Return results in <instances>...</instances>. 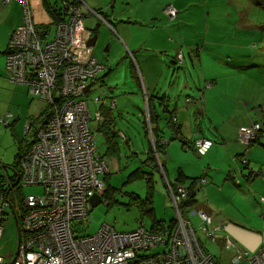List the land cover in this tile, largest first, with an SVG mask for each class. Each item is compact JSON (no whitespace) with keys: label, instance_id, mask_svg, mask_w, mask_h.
I'll return each instance as SVG.
<instances>
[{"label":"crops","instance_id":"1","mask_svg":"<svg viewBox=\"0 0 264 264\" xmlns=\"http://www.w3.org/2000/svg\"><path fill=\"white\" fill-rule=\"evenodd\" d=\"M30 2L37 26L43 28L51 24L53 20L45 1ZM47 2L50 6L62 4V0ZM215 3L217 0H83L84 29L99 35L94 56L106 66L101 80L108 69L112 74L121 66H127L126 71L129 68L133 76L139 74L138 81L127 84L125 89L114 87L111 90L114 98L95 107L103 111L112 108L114 103L113 113H118L125 122L130 102L135 105L140 101L146 104L147 114H150L143 126L151 137V150L140 153L133 138L138 131L122 128L115 118L111 126L113 140L103 137L106 151L101 155L109 170L111 167L120 169L123 158L127 159L130 153L134 157L146 155L141 162L130 159L127 165H138L136 170L151 177L153 207L158 191L162 190L163 195L167 191L169 197L168 183L191 187L196 192L195 207L213 217L221 237L229 236L242 248L257 250L264 240L261 202L264 198V52L234 49L237 47L234 36L231 39V35L223 31L236 26L220 14L213 17L208 5L215 6ZM169 4L178 10L173 20L165 14ZM201 7L207 31L203 36L198 32L194 34L196 29L191 25ZM91 11H101L114 23L112 28L103 21L105 26ZM89 15L93 23L86 25ZM23 21L20 3H0V128L10 127L16 137L25 135L27 123L39 117L46 106L44 101L30 94L27 85L12 83L6 75L10 36ZM212 27L218 31L213 35L210 34ZM198 43L203 45L202 49ZM180 51L185 61L183 67L177 69L175 57ZM171 73L182 76L173 81ZM3 117H6L5 123ZM172 117L178 119L176 125ZM254 123H261L263 131L260 140L246 151L238 139L239 131ZM199 138L214 142L205 155L184 147ZM155 141L166 144L165 150L157 153ZM111 147L114 150L109 153ZM243 158L248 159L247 165H243ZM158 165H162L163 171ZM157 171L164 174L166 181ZM148 195L147 192L146 197ZM154 212L156 218L165 223L164 227L175 221L174 215L162 217L155 208ZM192 217L198 224L200 219ZM221 252H224L222 248Z\"/></svg>","mask_w":264,"mask_h":264},{"label":"built area","instance_id":"2","mask_svg":"<svg viewBox=\"0 0 264 264\" xmlns=\"http://www.w3.org/2000/svg\"><path fill=\"white\" fill-rule=\"evenodd\" d=\"M69 1L63 3L67 19L56 23L53 30L37 26L30 0H0L2 4L19 2L24 13V21L11 33L7 48L8 79L27 85L30 94L53 111L22 156L21 174L16 175V184L22 189L42 186V195L22 196L19 210L14 203L18 201L17 192L12 193L16 191L14 186L10 183L5 189L0 183V241L10 221L15 222L19 237L16 253L0 254V264H264V240L257 250H248L229 236L221 237L213 217L203 209L185 211L181 203L189 189L179 184L167 185L177 216L162 232H151L143 223L128 232L103 224L96 233H88L94 208L91 198L100 195L103 201L107 184L102 176L108 174L109 166L95 141L97 133L103 136L99 131L104 121L102 111L96 107L92 111L91 90L87 92L86 88L101 76L105 65L94 56L89 44L92 34L83 26V0H78L80 5ZM91 14L112 28L100 13ZM165 14L173 20L178 10L169 4ZM175 63L183 65L182 51ZM99 101L105 103L98 97L92 99L94 105ZM94 120L95 129L91 126ZM177 120L172 118L175 124ZM262 131L261 123L240 129L238 139L246 151ZM25 132H30V124ZM213 144L210 139L199 138L184 147L205 155ZM242 163L247 165L249 161L243 158ZM158 166L163 171L162 165ZM261 202L264 204V198ZM192 216L200 219L198 224ZM203 238L232 252L229 262L213 256Z\"/></svg>","mask_w":264,"mask_h":264},{"label":"rangeland","instance_id":"3","mask_svg":"<svg viewBox=\"0 0 264 264\" xmlns=\"http://www.w3.org/2000/svg\"><path fill=\"white\" fill-rule=\"evenodd\" d=\"M215 4V6L212 4L208 5L212 8L211 10L213 12V17H217L220 14V17L228 18V23L236 26V28L234 27L229 31H223L231 35V39H233L232 36H234V44L237 45V47H234V49L242 52H248L251 49L264 52V7L260 5L259 0H217V3ZM203 11L204 8L201 7L196 16V21L191 23V25L195 26L196 29L194 34L198 32L202 36L207 34L206 17H204ZM205 12L207 13V8H205ZM92 18L93 17L89 15V17L85 19L86 25H91L93 23ZM104 25L107 26L106 24ZM239 27L243 28L241 29ZM217 32L218 31L214 30V28L212 27L210 34L213 35V33ZM198 44H200L199 47L200 49H202L203 45L201 43ZM240 45L242 46V49ZM101 50L102 53L105 54V47H103ZM126 67L127 66L118 67L117 70L112 74H109L108 69L105 76L100 82H94L91 93L89 95V99L91 101L90 107L93 112L96 110L95 105L92 102V99L94 97H98L104 100H110V98H114V95L111 93V90H114V87L119 86V88L125 89L127 84L138 81L139 74L137 73V75L133 76L129 72V68L126 71ZM170 76L172 80L175 81L182 75L177 76L171 73ZM35 99L39 100L37 98ZM125 114L128 115V119L125 122H122L123 118H121L118 113L113 115L114 118L118 119L117 121L120 122L122 128H133L138 131V133L135 134L133 138L135 140L134 143L136 144V148L140 153L151 150L152 148L150 149L149 144L151 141V137L147 136V133L144 130L143 126L146 120L148 121L146 104H141V102L139 101L134 105L133 102H130L129 109L125 111ZM91 126L95 129V127L97 126V122L95 120L92 121ZM19 137H16L12 134L10 127H6L3 125V127L0 128V183L1 186H3V188L5 189L9 188L10 180L15 177L16 171L18 170L17 157L19 153L22 152L21 149H19L20 142H22L23 146L21 147L23 150H25L27 147V143L26 141H24V134H19ZM26 138L28 140L27 142L31 141L30 135L26 136ZM95 141L98 146L99 153L105 155V140L103 136L97 133ZM26 152H24L23 155ZM145 158L146 155L134 157V155L130 153V156L127 159L123 158L120 169H113L111 167L107 174L108 197L93 208L89 219V234L96 233L100 226L103 224L111 225L117 231L121 232L133 231L139 227L142 213L140 212L136 199L132 195L136 194L138 197H146L147 182L146 178H135V170L136 168H138V165H132V163H130L129 165L127 164L130 159L132 161L137 160L141 162ZM124 160L126 161L125 165ZM157 174L163 181H166V177H164V175L162 176L158 171ZM102 177L105 178V176ZM12 193H16L18 201L15 200L14 203L16 204L15 206L19 210H21L22 203L20 201V198L22 196L27 197L30 195L40 196L43 193V187L25 186L23 189L20 187H16V191ZM169 198L170 197L167 196V191L165 195H163L162 190L158 191L155 200L153 201L154 208L156 209V213H158L162 217H164L166 214L168 218L173 215L176 218L177 211L175 210L172 201ZM16 214L18 215V212ZM191 218L193 222L197 224L196 218ZM144 222L146 228L148 230H151V218L146 217ZM80 228L81 227H79V229ZM18 241V229L15 222L10 221L6 225L5 235L0 241V254L6 255L9 253H16ZM203 242L206 249L216 258L222 259L223 261L228 263L229 258L233 256L232 252H221V247L220 245H217L216 242L209 241L205 238H203ZM156 251L157 250H154V252Z\"/></svg>","mask_w":264,"mask_h":264},{"label":"trees","instance_id":"4","mask_svg":"<svg viewBox=\"0 0 264 264\" xmlns=\"http://www.w3.org/2000/svg\"><path fill=\"white\" fill-rule=\"evenodd\" d=\"M45 1V5L47 6V10L50 14V16L52 17V23L49 24V25H45L43 27V29H49L51 27H53L56 23L62 21V20H66L67 17H68V12H67V9L64 7L63 3L65 2H71L69 0H62V4H60L61 6H50L48 5V2L47 0H44ZM260 1V5L262 7H264V0H259ZM73 2L76 4V5H80L78 0H73ZM16 3V2H14ZM19 3V2H17ZM82 9V8H81ZM98 13H100V15L105 18V15L101 12V11H96ZM106 19V18H105ZM101 20V19H100ZM102 21V20H101ZM109 21V20H108ZM103 22V21H102ZM101 23V22H100ZM104 23V22H103ZM109 23L112 25L114 23H112L111 21H109ZM113 26V25H112ZM39 27V26H38ZM7 53V51H6ZM133 66V65H132ZM133 69H134V66H133ZM98 81H101V78L99 77L97 79ZM22 85H25V84H22ZM110 107V106H108ZM113 108L115 107H112V108H106L105 110L102 111L101 109V114L103 116V123L100 125L99 127V131L103 134V137L105 136V138L108 140V141H111L113 140L112 137H113V130L111 128L112 125H114L115 123V118H114V113H113ZM52 107L49 105V104H46L43 112L41 113V115L39 117H34L32 118L28 123L27 125L30 124V132L26 133L25 132V138H24V141H28L26 136L30 135L32 137L33 135V138H31L32 141L30 142H27L28 143V146L26 147L27 151L28 149L30 148L31 144L34 142V138L36 136V132L42 127V125L44 123H46L48 120H50L51 116H52ZM173 118V117H172ZM172 118H171V121H172ZM8 119H9V116H8ZM113 119V120H112ZM178 123V122H177ZM26 125V126H27ZM173 125H176L175 123H173ZM32 131V132H31ZM262 133V132H261ZM260 133H259V136L258 138L256 139L255 143L258 142L260 140ZM155 146H156V150L159 152L163 149V151L165 150L166 148V144H163V143H160L158 141H155ZM22 152L19 153L18 157H17V161H18V170L16 171V175H20L21 174V168H20V160L23 156V153L26 151L22 149V147L20 146V148ZM114 150L113 147L110 148V150L108 151L109 153H112ZM136 172V175H135V178H146V182H147V192H148V197L146 198H141V197H138L136 194H133L132 196L136 199V202L138 204V207L140 209V212L142 213V218H141V222H140V225L139 227L145 222V218L146 217H149L151 218V221H152V228H151V232H162L164 230V224L162 222H160L156 216H155V212H154V207L152 205V181H151V177L147 176L146 173L144 172H141L139 169L138 170H135ZM16 175L15 177L10 180V183L11 185L14 186V188L16 189V187H20V184H16ZM106 180V184L108 183L107 182V178L105 177L104 178ZM108 185V184H107ZM184 186V185H183ZM187 187V186H186ZM189 189V195L186 199H184L182 201V207L185 208V211H188L190 210L191 208L195 207L196 204H197V200H196V197H195V193L194 190L190 187H187ZM10 194V192H9ZM108 197V190L105 191V194L103 196V201L105 200V198ZM102 201V202H103ZM174 222V221H172ZM163 224V225H161ZM161 225V226H159Z\"/></svg>","mask_w":264,"mask_h":264},{"label":"water","instance_id":"5","mask_svg":"<svg viewBox=\"0 0 264 264\" xmlns=\"http://www.w3.org/2000/svg\"><path fill=\"white\" fill-rule=\"evenodd\" d=\"M98 38H99V35L98 34H93L90 41H89V44L95 49L96 45H97V42H98ZM92 85H94L93 83H91L87 88H86V91L88 92ZM102 200V197L100 195H95L91 198V204L93 207L97 206Z\"/></svg>","mask_w":264,"mask_h":264},{"label":"clouds","instance_id":"6","mask_svg":"<svg viewBox=\"0 0 264 264\" xmlns=\"http://www.w3.org/2000/svg\"><path fill=\"white\" fill-rule=\"evenodd\" d=\"M93 35V34H92ZM92 37V36H91ZM175 59H176V57H175ZM184 61H185V58H184ZM184 64V63H183ZM183 67V65L182 66H176V63H175V68H182ZM105 70H106V66H105ZM102 75V74H101ZM99 78V77H98ZM97 78V79H98ZM95 83H97L98 82V80H96V81H94ZM90 90H92V88L90 89ZM89 90V91H90ZM105 101H107V100H105ZM148 115H150V114H148ZM150 117V116H149ZM150 123V124H149ZM149 123H148V125H150V131H151V133H152V129H151V124H152V122H151V120L149 119ZM155 151L158 153V151L156 150V146H155ZM155 156H156V154H155ZM154 157V156H153ZM106 176V175H105Z\"/></svg>","mask_w":264,"mask_h":264},{"label":"bare ground","instance_id":"7","mask_svg":"<svg viewBox=\"0 0 264 264\" xmlns=\"http://www.w3.org/2000/svg\"><path fill=\"white\" fill-rule=\"evenodd\" d=\"M90 84H91V83H90ZM93 84H94V82H93ZM92 86H93V85H92ZM91 88H92V87H91ZM100 103H101V101L98 102V104H100ZM98 104H97V105H98Z\"/></svg>","mask_w":264,"mask_h":264},{"label":"flooded vegetation","instance_id":"8","mask_svg":"<svg viewBox=\"0 0 264 264\" xmlns=\"http://www.w3.org/2000/svg\"><path fill=\"white\" fill-rule=\"evenodd\" d=\"M98 82H100V81H98Z\"/></svg>","mask_w":264,"mask_h":264}]
</instances>
